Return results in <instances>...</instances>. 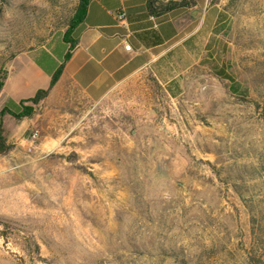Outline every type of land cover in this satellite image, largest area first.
<instances>
[{
	"label": "rangeland",
	"instance_id": "obj_1",
	"mask_svg": "<svg viewBox=\"0 0 264 264\" xmlns=\"http://www.w3.org/2000/svg\"><path fill=\"white\" fill-rule=\"evenodd\" d=\"M223 1L190 79L138 81L119 166L85 165L68 139L32 166L40 135L0 156V264H264V0ZM77 3L0 2V76Z\"/></svg>",
	"mask_w": 264,
	"mask_h": 264
},
{
	"label": "crops",
	"instance_id": "obj_2",
	"mask_svg": "<svg viewBox=\"0 0 264 264\" xmlns=\"http://www.w3.org/2000/svg\"><path fill=\"white\" fill-rule=\"evenodd\" d=\"M148 1L92 0L84 22L73 32L77 44L72 51L62 33L12 59L0 89V135L22 148L29 143V132L39 131L41 143L37 155L27 161L30 165H38L39 154L50 153V139H68L81 142L85 165L119 166V138L130 139L126 146L121 144L128 153L135 147L136 131L129 137V124L122 123L120 111L126 112L127 120L133 118L138 81L149 75L174 94L183 76L190 79L199 67L201 45L208 47L224 1L193 0L192 5L159 17L148 12ZM68 53L71 57L65 61ZM49 88L31 117L12 116L21 111V102ZM141 102L138 99L137 105Z\"/></svg>",
	"mask_w": 264,
	"mask_h": 264
},
{
	"label": "trees",
	"instance_id": "obj_3",
	"mask_svg": "<svg viewBox=\"0 0 264 264\" xmlns=\"http://www.w3.org/2000/svg\"><path fill=\"white\" fill-rule=\"evenodd\" d=\"M77 1L78 3L74 9V13L71 16L68 22L67 29L64 32V39L70 45V51H72L77 44V41L73 39V32L80 24L84 22L87 14L88 6L92 0H77ZM0 2L2 3V5L6 6L9 3V0H0ZM192 4H193V0H180V1L149 0L146 5V8L152 16L159 17L174 10L180 9L182 7L190 6ZM1 12L2 11L0 10V14ZM70 57L71 54L68 53L65 56V61H68ZM62 70H63V66L60 67L58 71L54 74L50 88H52L57 83L62 73ZM1 72L2 73L0 76V89L3 87L4 81L6 80L8 73L7 71H1ZM50 88L48 90H40L33 98L21 102L20 104L21 111L19 113H11L12 116H14L17 120L31 117L34 113V106L38 105L42 100H44L48 96ZM25 103H29L30 105L27 106L25 105ZM13 149H14V145L9 144L7 140L0 135V156L9 154ZM4 225L5 224L0 221V226H4Z\"/></svg>",
	"mask_w": 264,
	"mask_h": 264
},
{
	"label": "built area",
	"instance_id": "obj_4",
	"mask_svg": "<svg viewBox=\"0 0 264 264\" xmlns=\"http://www.w3.org/2000/svg\"><path fill=\"white\" fill-rule=\"evenodd\" d=\"M124 16H125L124 13H120L119 14V17L120 18H124ZM126 49H130V46L127 45L126 46ZM38 138H39V131L33 130L32 132L29 133L28 141L30 142V146H29V150L30 151L34 148V146H35L36 141L38 140Z\"/></svg>",
	"mask_w": 264,
	"mask_h": 264
}]
</instances>
